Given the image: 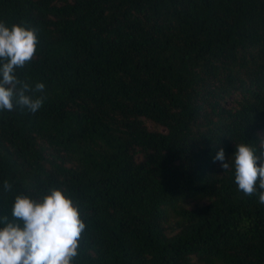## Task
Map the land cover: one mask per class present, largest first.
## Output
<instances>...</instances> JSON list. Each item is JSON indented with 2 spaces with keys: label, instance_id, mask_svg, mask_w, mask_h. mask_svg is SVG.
<instances>
[{
  "label": "trees",
  "instance_id": "16d2710c",
  "mask_svg": "<svg viewBox=\"0 0 264 264\" xmlns=\"http://www.w3.org/2000/svg\"><path fill=\"white\" fill-rule=\"evenodd\" d=\"M0 22L36 29L16 74L46 97L0 111V216L58 187L75 264H264V204L213 159L264 160V0H0Z\"/></svg>",
  "mask_w": 264,
  "mask_h": 264
},
{
  "label": "clouds",
  "instance_id": "9594fccd",
  "mask_svg": "<svg viewBox=\"0 0 264 264\" xmlns=\"http://www.w3.org/2000/svg\"><path fill=\"white\" fill-rule=\"evenodd\" d=\"M37 44L36 29L0 22V111L20 106L36 113L43 106L46 97L35 93H43L45 84L33 88L16 74L34 58ZM258 140L264 148V136ZM213 159L224 171L233 167L238 190L246 196L257 194L264 204V160L256 149L238 143L231 164L222 147ZM3 187L8 191L11 186L6 180ZM85 229L78 207L60 188L51 187L37 197L17 194L11 218L0 216V264H75Z\"/></svg>",
  "mask_w": 264,
  "mask_h": 264
},
{
  "label": "rangeland",
  "instance_id": "374dc122",
  "mask_svg": "<svg viewBox=\"0 0 264 264\" xmlns=\"http://www.w3.org/2000/svg\"><path fill=\"white\" fill-rule=\"evenodd\" d=\"M148 125H150L152 127V124L151 123H149ZM263 135H264V132H263Z\"/></svg>",
  "mask_w": 264,
  "mask_h": 264
}]
</instances>
